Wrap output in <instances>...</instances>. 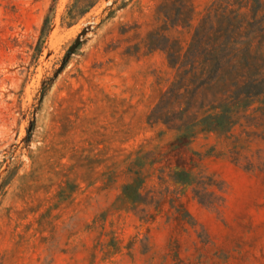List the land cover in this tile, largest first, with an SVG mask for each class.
I'll return each instance as SVG.
<instances>
[{"label": "rangeland", "instance_id": "374dc122", "mask_svg": "<svg viewBox=\"0 0 264 264\" xmlns=\"http://www.w3.org/2000/svg\"><path fill=\"white\" fill-rule=\"evenodd\" d=\"M68 2L0 0V264H264V0Z\"/></svg>", "mask_w": 264, "mask_h": 264}, {"label": "trees", "instance_id": "16d2710c", "mask_svg": "<svg viewBox=\"0 0 264 264\" xmlns=\"http://www.w3.org/2000/svg\"><path fill=\"white\" fill-rule=\"evenodd\" d=\"M98 1L99 0H69L61 16V23L66 26L71 25L88 12ZM254 21L257 22L256 19L252 22ZM49 23L50 17L46 16L41 26V34L46 32ZM250 25H253V23ZM260 25L261 24H259L256 29L260 30L263 27V25ZM235 44V38H232L230 42L225 44V48L229 50L228 55L234 54L233 51L236 49L234 48ZM255 83H257V88L247 92L244 101L240 98L239 93L234 92L220 104V110L218 112L202 118V124L227 133L230 132L234 126L239 124L243 118L253 115L258 110L262 113L264 111V76L259 81L257 79H252L249 82V84Z\"/></svg>", "mask_w": 264, "mask_h": 264}]
</instances>
